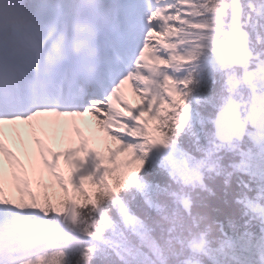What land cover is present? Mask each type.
<instances>
[{
  "label": "snow or ice",
  "instance_id": "obj_1",
  "mask_svg": "<svg viewBox=\"0 0 264 264\" xmlns=\"http://www.w3.org/2000/svg\"><path fill=\"white\" fill-rule=\"evenodd\" d=\"M16 3L0 264H264V0Z\"/></svg>",
  "mask_w": 264,
  "mask_h": 264
},
{
  "label": "bare ground",
  "instance_id": "obj_2",
  "mask_svg": "<svg viewBox=\"0 0 264 264\" xmlns=\"http://www.w3.org/2000/svg\"><path fill=\"white\" fill-rule=\"evenodd\" d=\"M125 94L128 95V97H130V95H131V94L128 93L127 91H126ZM85 121H89V122H90V121H91V118H90V117H86V118H85ZM81 128H82V130L85 132V134H88V132H89V128H88V125H87V124H85V123L82 122V123H81ZM67 146H68V145H60V144H59V149L62 150L63 147H67ZM96 147H97V148H100L101 145H97Z\"/></svg>",
  "mask_w": 264,
  "mask_h": 264
},
{
  "label": "rangeland",
  "instance_id": "obj_3",
  "mask_svg": "<svg viewBox=\"0 0 264 264\" xmlns=\"http://www.w3.org/2000/svg\"><path fill=\"white\" fill-rule=\"evenodd\" d=\"M129 98V100L131 101V102H133V103H135L136 101H135V98L134 97H132L131 95H130V97H128ZM99 150H103V146L101 145V147L100 148H98ZM61 167L63 168L64 167V164H63V160H61ZM65 174H67V170H65Z\"/></svg>",
  "mask_w": 264,
  "mask_h": 264
}]
</instances>
